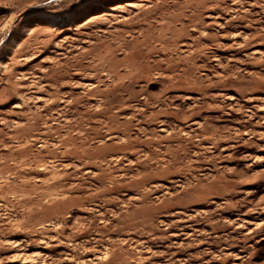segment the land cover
<instances>
[{
	"label": "rangeland",
	"instance_id": "rangeland-1",
	"mask_svg": "<svg viewBox=\"0 0 264 264\" xmlns=\"http://www.w3.org/2000/svg\"><path fill=\"white\" fill-rule=\"evenodd\" d=\"M0 264H264V0H0Z\"/></svg>",
	"mask_w": 264,
	"mask_h": 264
}]
</instances>
